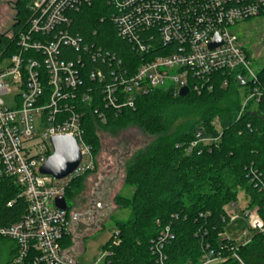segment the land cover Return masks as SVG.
Returning <instances> with one entry per match:
<instances>
[{
  "label": "built area",
  "instance_id": "2783aa9c",
  "mask_svg": "<svg viewBox=\"0 0 264 264\" xmlns=\"http://www.w3.org/2000/svg\"><path fill=\"white\" fill-rule=\"evenodd\" d=\"M94 2L34 0L27 24L15 29L16 19L0 36V41L7 40L0 49V182L13 181L27 204L20 221L0 229V238L17 247L8 264H79L75 249L81 232L68 212L57 208L56 199L65 197L74 178L96 168L93 149L84 141L85 115L94 99L100 98L105 110L121 113L135 109L139 97L153 90H168L178 98L184 88L189 94L192 90L201 94L216 86L226 89L231 80L250 89L242 112L248 102L258 104L263 97L257 85L259 72L252 68L232 27L263 17L264 0H105L118 36L142 58L129 73L116 54L71 32L75 14ZM86 79L97 83L98 90ZM7 97L12 101L7 102ZM95 112L106 123L100 106ZM203 133V129L197 132L189 152L201 143L218 142ZM60 136L77 140L82 161L74 174L58 181L43 175L41 168L53 155L51 139ZM235 205L227 211L231 223L237 218L232 213ZM251 211L246 212L248 231L243 241L225 237L226 230L220 235L234 241L231 257L238 264H245L238 248L248 245L253 234L264 233L257 208ZM69 238L73 244L66 248ZM174 238L166 226L151 241L156 264H170L166 250ZM119 243L116 240L113 245ZM111 255L105 251L97 264H105ZM227 261L228 257L206 245L198 264Z\"/></svg>",
  "mask_w": 264,
  "mask_h": 264
},
{
  "label": "trees",
  "instance_id": "16d2710c",
  "mask_svg": "<svg viewBox=\"0 0 264 264\" xmlns=\"http://www.w3.org/2000/svg\"><path fill=\"white\" fill-rule=\"evenodd\" d=\"M33 1L20 0L15 29L27 24ZM71 32L88 44L116 54L128 73L142 63L109 21L105 0H95L92 7L76 13ZM5 44L6 38L1 39L0 49ZM245 52L251 60L250 53ZM258 77L263 97L258 104L255 100L248 102L243 112L250 89L238 87L233 80L226 89L216 86L201 94L192 90L185 98L174 97L168 90H153L139 97L135 109L126 108L121 113L105 110L101 99H94L85 115L84 141L92 147L96 159L102 130L134 124L149 135L160 136L128 165L126 182L134 193L131 198L120 197L119 203L130 215L126 222L116 221L117 231L106 247L112 255L105 264H156L150 243L166 226L171 227L175 237L166 250L170 264H198L206 245L228 257L223 264H238L231 257L234 241L220 237L230 224L225 206L236 204L239 194L244 193L249 208H257L264 222V68ZM86 81L98 90L97 83ZM222 102L227 106L221 107ZM98 106L106 123L95 112ZM187 112L198 114L200 122L172 138H164ZM201 129L203 137L211 136L218 142L201 143L189 152ZM92 172L69 183L65 193L69 207L70 198L81 195L83 180ZM19 194L20 188L13 181L0 182V229L17 223L26 214L27 204ZM116 240L118 246L113 245ZM72 244L69 238L64 246ZM16 248L12 241L0 238V264L10 263ZM237 254L245 264H264V233L253 234L250 243L240 246Z\"/></svg>",
  "mask_w": 264,
  "mask_h": 264
},
{
  "label": "rangeland",
  "instance_id": "374dc122",
  "mask_svg": "<svg viewBox=\"0 0 264 264\" xmlns=\"http://www.w3.org/2000/svg\"><path fill=\"white\" fill-rule=\"evenodd\" d=\"M16 1L0 0V27L3 32L9 30L14 23L16 12L11 9L10 4ZM232 32L250 53L252 68L260 72L264 68V16L237 24L232 27ZM6 101L11 102V97H7ZM220 106L225 107L227 103L222 102ZM199 122L198 114L187 112L164 138H172ZM99 135L100 151L96 168L83 180L81 195L70 198L69 215L73 219L74 215L84 214L91 206L96 208L100 205L107 219L103 226L96 230H84L82 224L75 223L81 232L80 244L77 243L75 249L79 264H97L100 255L105 253L107 245L111 242L112 235L117 231L116 221H128L130 212L121 209L119 203L120 197L131 198L134 193V188L126 182L128 165L138 154L160 139V136L149 135L134 124L114 130H102ZM231 205H226L224 209L228 211ZM234 208L232 213L237 218L232 223L230 221L224 236L240 243L243 241L244 232L248 231L246 212H253L251 210L255 208H249V201L244 193L239 194Z\"/></svg>",
  "mask_w": 264,
  "mask_h": 264
},
{
  "label": "water",
  "instance_id": "95a60500",
  "mask_svg": "<svg viewBox=\"0 0 264 264\" xmlns=\"http://www.w3.org/2000/svg\"><path fill=\"white\" fill-rule=\"evenodd\" d=\"M218 43V41L214 42L211 47L214 48ZM188 95V88L181 90L180 97L185 98ZM51 142L54 152L41 168V173L60 181L77 171L82 161V154L77 140L71 136L53 137ZM56 206L61 211H69V205L65 197L57 198ZM103 224L100 226L102 227Z\"/></svg>",
  "mask_w": 264,
  "mask_h": 264
},
{
  "label": "flooded vegetation",
  "instance_id": "af4514ba",
  "mask_svg": "<svg viewBox=\"0 0 264 264\" xmlns=\"http://www.w3.org/2000/svg\"><path fill=\"white\" fill-rule=\"evenodd\" d=\"M20 0H17L14 4H10L11 9H13L16 14L13 17V21L17 19L18 15V7H19ZM4 34L2 31V28L0 27V36ZM70 209V207H69ZM107 219V215L105 211H103V208H101L100 205H98L96 208L94 206H91L84 214H76L73 217L74 223L82 224L83 229H99L101 224H103Z\"/></svg>",
  "mask_w": 264,
  "mask_h": 264
}]
</instances>
